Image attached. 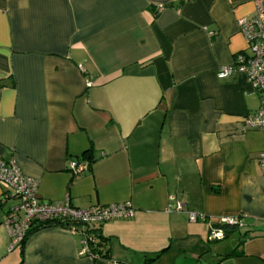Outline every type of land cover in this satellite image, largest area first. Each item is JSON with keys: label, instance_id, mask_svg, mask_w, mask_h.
I'll return each instance as SVG.
<instances>
[{"label": "crops", "instance_id": "1", "mask_svg": "<svg viewBox=\"0 0 264 264\" xmlns=\"http://www.w3.org/2000/svg\"><path fill=\"white\" fill-rule=\"evenodd\" d=\"M254 1L0 0V158L42 201L129 202L131 218L91 226L119 264H264V138L242 129L259 98L245 75L217 77L247 49L237 19ZM15 203L0 204V264H107L81 253L80 226L9 251ZM188 212L246 224L210 241Z\"/></svg>", "mask_w": 264, "mask_h": 264}, {"label": "built area", "instance_id": "2", "mask_svg": "<svg viewBox=\"0 0 264 264\" xmlns=\"http://www.w3.org/2000/svg\"><path fill=\"white\" fill-rule=\"evenodd\" d=\"M161 6L157 7L160 10ZM237 26L243 35L247 49L236 53L231 64L219 67L218 78L229 77L233 73L243 74L251 88L257 93L259 106L253 113L247 114L242 119V129H255L264 138V0L254 1V12L250 16L237 19ZM213 35V32H209ZM89 87L92 82L85 80ZM258 165L264 175V150L259 153ZM89 162L70 160L68 168L73 174L88 170ZM0 182L6 184L11 194L0 196V204L11 197L16 203L5 211L2 221L9 236L8 250H14L22 241L30 224L35 221L59 219L69 221V229L76 231L80 226L82 235L81 253L91 259L102 258L100 254L92 251L91 243H97L99 238L90 231L91 226L101 224L111 219H127L134 215V209L129 202L111 203L107 205H92L86 209L72 207L66 198L62 202L48 203L39 199L37 195L38 182L35 178L21 172L14 158H0ZM174 211H182L183 204L176 201L170 206ZM190 222H204L207 227V239L217 241L224 238L223 226H245L244 216H228L209 218L203 214L188 212ZM107 264H119L114 258H107Z\"/></svg>", "mask_w": 264, "mask_h": 264}, {"label": "trees", "instance_id": "3", "mask_svg": "<svg viewBox=\"0 0 264 264\" xmlns=\"http://www.w3.org/2000/svg\"><path fill=\"white\" fill-rule=\"evenodd\" d=\"M53 225H61L63 227H68L70 226V222L69 221H60L59 219H50V220H45V221H38L35 220L30 224V227L27 229L22 241L20 242V244L18 245V247L20 248L21 254H23V247L24 244L27 240V238L34 233L35 231L48 227V226H53ZM225 227H232L233 229L235 228H239L237 226H223V230L225 229ZM90 231H93L90 229ZM97 238H99V241L97 243L92 244V251H94L97 254H100L103 257H106L108 254L106 252L105 249V239L100 235V234H96ZM224 237H225V230H224ZM229 255V254H227Z\"/></svg>", "mask_w": 264, "mask_h": 264}, {"label": "rangeland", "instance_id": "4", "mask_svg": "<svg viewBox=\"0 0 264 264\" xmlns=\"http://www.w3.org/2000/svg\"><path fill=\"white\" fill-rule=\"evenodd\" d=\"M18 252V247L14 249V254Z\"/></svg>", "mask_w": 264, "mask_h": 264}]
</instances>
